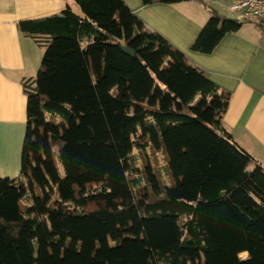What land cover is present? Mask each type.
Listing matches in <instances>:
<instances>
[{"label": "trees", "instance_id": "obj_1", "mask_svg": "<svg viewBox=\"0 0 264 264\" xmlns=\"http://www.w3.org/2000/svg\"><path fill=\"white\" fill-rule=\"evenodd\" d=\"M74 1L80 14L19 21L44 51L22 80L38 199L0 177V264H264V164L223 122L231 93L125 0ZM209 11L192 46L205 53L241 24ZM152 146L171 186L136 172L135 148Z\"/></svg>", "mask_w": 264, "mask_h": 264}, {"label": "crops", "instance_id": "obj_2", "mask_svg": "<svg viewBox=\"0 0 264 264\" xmlns=\"http://www.w3.org/2000/svg\"><path fill=\"white\" fill-rule=\"evenodd\" d=\"M203 1L146 5L142 0H125L149 29L231 93L223 122L234 139L264 164V26L244 20L237 30L227 32L212 52L193 49L211 16L210 5L234 19L227 7L234 0ZM68 5L80 14L74 0H0V177L23 179L31 200L36 192L22 167L27 131V95L22 80L38 74L44 51L20 30L19 21L57 15Z\"/></svg>", "mask_w": 264, "mask_h": 264}, {"label": "rangeland", "instance_id": "obj_3", "mask_svg": "<svg viewBox=\"0 0 264 264\" xmlns=\"http://www.w3.org/2000/svg\"><path fill=\"white\" fill-rule=\"evenodd\" d=\"M132 162L134 167L136 168V172L138 175H143V173L147 174L148 168H151L157 173L163 185L171 186L173 184L174 180L169 171L170 169L167 154L165 153L163 147L152 146L146 149H139L136 147L134 150ZM31 190H35L34 185L33 187H31ZM35 194L36 195H34L33 199L31 200V197L28 193L29 198L24 199V202L26 204H30L31 201V203L35 202L38 199L37 193ZM92 249L93 247L91 245L90 251ZM241 256H247V252L242 253Z\"/></svg>", "mask_w": 264, "mask_h": 264}, {"label": "built area", "instance_id": "obj_4", "mask_svg": "<svg viewBox=\"0 0 264 264\" xmlns=\"http://www.w3.org/2000/svg\"><path fill=\"white\" fill-rule=\"evenodd\" d=\"M228 11L239 22L252 20L264 26V0H234Z\"/></svg>", "mask_w": 264, "mask_h": 264}, {"label": "water", "instance_id": "obj_5", "mask_svg": "<svg viewBox=\"0 0 264 264\" xmlns=\"http://www.w3.org/2000/svg\"><path fill=\"white\" fill-rule=\"evenodd\" d=\"M233 21L238 23L237 19H233ZM123 50L132 56L135 55V51L129 48L128 46H123Z\"/></svg>", "mask_w": 264, "mask_h": 264}]
</instances>
